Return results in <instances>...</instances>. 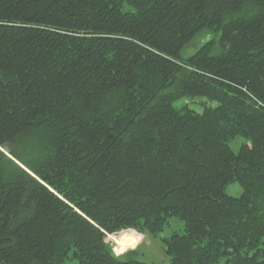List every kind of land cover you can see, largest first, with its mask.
<instances>
[{
  "label": "trees",
  "instance_id": "obj_1",
  "mask_svg": "<svg viewBox=\"0 0 264 264\" xmlns=\"http://www.w3.org/2000/svg\"><path fill=\"white\" fill-rule=\"evenodd\" d=\"M173 216L171 264H264V0H0V264H151L107 237Z\"/></svg>",
  "mask_w": 264,
  "mask_h": 264
},
{
  "label": "rangeland",
  "instance_id": "obj_2",
  "mask_svg": "<svg viewBox=\"0 0 264 264\" xmlns=\"http://www.w3.org/2000/svg\"><path fill=\"white\" fill-rule=\"evenodd\" d=\"M203 40L204 39L202 38L195 40L190 48L184 52V54L188 55L193 53V50L198 48L203 43ZM181 102L189 103L192 108L199 111H202L206 103L210 104L206 98H199L193 101L184 99ZM179 103L180 101L175 102L176 105ZM212 103L214 104L215 102ZM244 143L245 138L242 136H237L231 141L230 145L235 151H238ZM33 149L34 148L32 145L26 144V146H19L17 151L20 156L24 157L25 159H29L28 154H32ZM1 150L15 163L26 168V166L23 165L10 151L5 148H1ZM226 192L232 196H239L243 192V187L238 182H233L226 187ZM183 230L184 222L180 218L173 216L169 219L167 225H165L164 229L159 232V234H152L148 231H141L136 227H130L109 234L107 241L111 243L113 246V251L117 256H124V254L127 252L132 251L131 255L135 256L141 261L151 264H171V258L166 253L160 237L170 236L175 231L182 232ZM120 234H124L128 238L123 235L120 236ZM120 249H122V251Z\"/></svg>",
  "mask_w": 264,
  "mask_h": 264
},
{
  "label": "bare ground",
  "instance_id": "obj_3",
  "mask_svg": "<svg viewBox=\"0 0 264 264\" xmlns=\"http://www.w3.org/2000/svg\"><path fill=\"white\" fill-rule=\"evenodd\" d=\"M122 235H123V236H126V235H124V234H120V236H122ZM126 237H127V236H126ZM127 238H128V237H127ZM130 241H131V240H130Z\"/></svg>",
  "mask_w": 264,
  "mask_h": 264
}]
</instances>
